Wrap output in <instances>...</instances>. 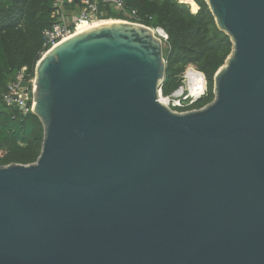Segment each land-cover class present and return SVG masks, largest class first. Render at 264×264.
I'll use <instances>...</instances> for the list:
<instances>
[{"label": "water", "instance_id": "water-1", "mask_svg": "<svg viewBox=\"0 0 264 264\" xmlns=\"http://www.w3.org/2000/svg\"><path fill=\"white\" fill-rule=\"evenodd\" d=\"M205 1L233 49L195 110L160 100L164 43L144 24L42 55L41 154L0 165V264H264V0Z\"/></svg>", "mask_w": 264, "mask_h": 264}, {"label": "trees", "instance_id": "trees-1", "mask_svg": "<svg viewBox=\"0 0 264 264\" xmlns=\"http://www.w3.org/2000/svg\"><path fill=\"white\" fill-rule=\"evenodd\" d=\"M55 0H0V165L31 164L42 151L44 127L34 113L23 115L2 99L9 83L24 66L35 76L44 52V35L54 17ZM126 9L135 10L137 22L158 29L165 40L167 70L162 84L164 94L177 90L188 64L193 63L207 81V92L193 108H201L215 98L214 77L233 49L231 38L217 26L205 0H194L199 10L193 12L180 0H124ZM79 0L72 6L79 5ZM105 18L125 19L123 13L100 5Z\"/></svg>", "mask_w": 264, "mask_h": 264}, {"label": "built area", "instance_id": "built-area-1", "mask_svg": "<svg viewBox=\"0 0 264 264\" xmlns=\"http://www.w3.org/2000/svg\"><path fill=\"white\" fill-rule=\"evenodd\" d=\"M76 0H55L54 1V21L46 28L44 35V52H47L55 45L61 43L73 34L79 32L83 27L90 26L101 14L98 0H80L79 9L71 15L69 8ZM103 5L113 8L119 13L127 16L126 21L137 22V12L126 9L124 0H100ZM186 2L185 0H180ZM122 20V19H121ZM93 21V22H92ZM158 30V29H156ZM167 39L168 36L163 34ZM198 77H196V76ZM182 86L175 93L164 94L162 85L159 89L160 100L168 105L173 111L187 112L198 108H193V104L207 92V81L205 75L195 66L187 68L182 74ZM35 76H30L27 67H22L12 80L7 91L3 94V101L10 107L17 109L23 115L33 113L34 109Z\"/></svg>", "mask_w": 264, "mask_h": 264}, {"label": "rangeland", "instance_id": "rangeland-1", "mask_svg": "<svg viewBox=\"0 0 264 264\" xmlns=\"http://www.w3.org/2000/svg\"><path fill=\"white\" fill-rule=\"evenodd\" d=\"M186 2H187V1H186ZM187 3H189V2H187ZM189 4H190V6H191V10L194 12V11H195L194 8H195L196 6H195V5H192L191 3H189ZM196 5H197V10H196L195 12H197V11L199 10V6H198L197 3H196ZM72 9H73V8H71V9L69 8V10H68L69 13H71V10H72ZM104 16H105V13H104V14H101V15L98 16L97 18H94L93 21L96 22V21H99V20H105V19H106V20H109V19H115V18H105ZM124 16H125L124 18L127 19V16H126V15H124ZM125 19L122 18V20H125ZM115 20H116V19H115ZM93 21H92V22H93ZM156 33H157V35H158L159 37H161V38L163 39V43H164V46H165V40H166V38L163 36V34L158 33L157 30H156ZM191 65H192V66H195V67L197 68V66H196L195 64L190 63V64L187 65V67H186L185 70H187V68L191 67ZM184 72H185V71H184ZM184 72H183V73H184ZM181 80H182V77H181ZM182 84H183V83H181L180 87L182 86ZM180 87H179L178 89H180ZM178 89H177V90H178ZM177 90H175L173 93H175ZM171 94H172V93H171Z\"/></svg>", "mask_w": 264, "mask_h": 264}, {"label": "bare ground", "instance_id": "bare-ground-1", "mask_svg": "<svg viewBox=\"0 0 264 264\" xmlns=\"http://www.w3.org/2000/svg\"><path fill=\"white\" fill-rule=\"evenodd\" d=\"M185 1L191 3L192 5H195L196 7L194 8V10H195V11L197 10V5H196V2H195L194 0H185ZM195 11H194V12H195ZM118 20H119V19H116V20H115V19L99 20V21H96L95 23H93V24L90 25V26L83 27V29L79 30V32L82 31V30H85V29H87V28H90V27H92V26H95V25L101 24V23L112 22V21H118ZM195 76H196V75H195ZM196 77H198V76H196Z\"/></svg>", "mask_w": 264, "mask_h": 264}, {"label": "crops", "instance_id": "crops-1", "mask_svg": "<svg viewBox=\"0 0 264 264\" xmlns=\"http://www.w3.org/2000/svg\"><path fill=\"white\" fill-rule=\"evenodd\" d=\"M76 1H78V0H76ZM99 1V3H100V5H102V2L100 1V0H98ZM79 3H80V0H79ZM79 5H81V4H79ZM79 5H75V6H70V9L71 8H73L72 10H71V15L73 16V14L79 9Z\"/></svg>", "mask_w": 264, "mask_h": 264}]
</instances>
